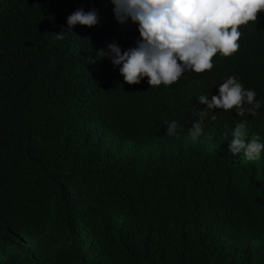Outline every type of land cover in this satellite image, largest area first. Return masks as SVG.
Segmentation results:
<instances>
[{
	"label": "trees",
	"instance_id": "16d2710c",
	"mask_svg": "<svg viewBox=\"0 0 264 264\" xmlns=\"http://www.w3.org/2000/svg\"><path fill=\"white\" fill-rule=\"evenodd\" d=\"M112 7L0 0V227L28 244L21 253L0 242V263L264 264V176H237L227 135L245 121L264 143V10L210 70L149 86L97 57L138 37ZM77 8L95 10L98 23L69 29ZM228 76L256 92L258 114L214 107L191 136L206 108L196 97ZM171 120L182 125L176 135ZM253 165L264 169V150Z\"/></svg>",
	"mask_w": 264,
	"mask_h": 264
},
{
	"label": "clouds",
	"instance_id": "9594fccd",
	"mask_svg": "<svg viewBox=\"0 0 264 264\" xmlns=\"http://www.w3.org/2000/svg\"><path fill=\"white\" fill-rule=\"evenodd\" d=\"M115 20L133 23L138 37L134 45L121 50L116 42L97 50V57H106L119 66L118 72L128 84H139L146 77L149 86L170 85L186 71L196 73L210 70L212 57L219 53L230 56L239 48L241 32L238 26L254 22L257 12L264 10V0H110ZM51 20V17L49 18ZM97 12L75 9L66 17L69 29L76 24L94 26ZM64 30L56 33L63 39ZM217 85L216 94H201L198 102L206 105L192 121L189 134L203 132L205 110L233 109L236 115H257L261 101L253 89L245 88L237 77L228 76ZM215 119V116H209ZM168 135H176L182 127L176 120L164 121ZM245 121L227 131L228 151L242 152L249 160L257 159L264 143L259 135L249 138ZM225 135V133H224Z\"/></svg>",
	"mask_w": 264,
	"mask_h": 264
},
{
	"label": "rangeland",
	"instance_id": "374dc122",
	"mask_svg": "<svg viewBox=\"0 0 264 264\" xmlns=\"http://www.w3.org/2000/svg\"><path fill=\"white\" fill-rule=\"evenodd\" d=\"M250 137L251 136L249 135V138ZM233 160L237 166L238 177L245 179L252 176L254 179H257L258 176H264V169L256 168L253 165V159L249 160L242 152L233 155ZM0 242L12 246L18 252L28 253V244L22 242L18 237L14 236L3 227H0Z\"/></svg>",
	"mask_w": 264,
	"mask_h": 264
}]
</instances>
